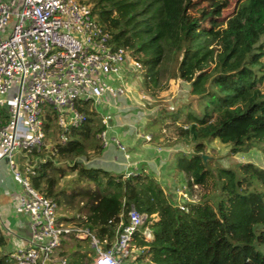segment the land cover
I'll return each mask as SVG.
<instances>
[{
    "label": "trees",
    "instance_id": "1",
    "mask_svg": "<svg viewBox=\"0 0 264 264\" xmlns=\"http://www.w3.org/2000/svg\"><path fill=\"white\" fill-rule=\"evenodd\" d=\"M93 3V14L110 34L112 47L128 48L142 64L149 91L160 88L170 60L175 70L169 78L190 85L191 103L160 115L163 123L170 122L166 127L176 126L177 139L191 138L196 145L193 153L178 156L177 170L189 178L191 187H204L213 179L219 195L185 201L182 210L150 174H116L76 160L69 169L85 186L87 198L86 217L79 220V226L106 241L104 250L110 251L128 225L129 210L135 207L146 216L142 232L149 228L153 234L151 241L142 232L135 235L137 246L143 249L138 258L141 264H264V168L240 163L213 170L204 160L210 140L230 145L234 155L257 147L264 155V74L258 76L255 71L259 68L264 73V0H246L215 30L202 29L209 18L205 11H200L201 19L190 14L192 0ZM90 104L78 106L86 113V122L70 129L65 143L59 140L57 153L47 155L32 177L33 187L58 207L67 199L65 190L57 189L65 173L58 163L90 160L103 153L99 135L106 126ZM194 107L199 108V115ZM55 118L48 113L46 133ZM7 245L0 227V264H15L4 252ZM95 255L89 249L74 264H91Z\"/></svg>",
    "mask_w": 264,
    "mask_h": 264
},
{
    "label": "built area",
    "instance_id": "2",
    "mask_svg": "<svg viewBox=\"0 0 264 264\" xmlns=\"http://www.w3.org/2000/svg\"><path fill=\"white\" fill-rule=\"evenodd\" d=\"M93 7V0H0V108L8 111V120L0 126V160L7 161L22 186L16 212L29 215L31 229L26 246L10 254L15 264H48L63 237L70 234L92 240L98 251L93 264H123L122 257L131 254L135 235L146 221L132 207L116 244L104 251L88 229L61 221L58 204L32 185V177L45 161L37 154L46 148L48 113L55 115L60 143H65L66 133L87 120L78 109L80 104L126 95L129 67L144 71L128 48L112 47ZM111 120L112 115L102 116L106 130L99 135L101 145L107 149L112 143L125 152L119 139L108 137ZM56 153L54 147L52 155ZM180 208L185 209L181 204ZM142 235L152 240L149 228Z\"/></svg>",
    "mask_w": 264,
    "mask_h": 264
},
{
    "label": "crops",
    "instance_id": "3",
    "mask_svg": "<svg viewBox=\"0 0 264 264\" xmlns=\"http://www.w3.org/2000/svg\"><path fill=\"white\" fill-rule=\"evenodd\" d=\"M127 79V77H126ZM128 96L112 99L106 97L102 103L103 115H112L108 137L117 138L126 148L121 151L116 145L110 144L107 149H103L101 162H104L103 169L116 174L128 175L129 173L145 172L152 175L165 189L169 185H174L175 177L185 176L176 168V160L179 155L192 153L187 148L184 140L177 139L170 142L165 140L166 124L163 123L160 115L161 110L154 111L151 117L147 115L135 114L133 105L129 104ZM162 129V130H161ZM152 140L148 141L146 137ZM127 155L129 158H127ZM22 191L21 184L14 179L7 161L0 160V227L7 238L8 245L4 249L6 254H11L23 249L26 240L31 237L30 217L28 214L16 212L17 195ZM66 219L60 220L71 226H79V220H83L86 215L82 213H71ZM79 215V217H77ZM123 217L121 216V219ZM123 222V219H122ZM82 228V227H81ZM151 231V230H150ZM152 234V231H151ZM118 236L113 246L116 244ZM99 240V239H98ZM153 240V234H152ZM151 241V240H147ZM100 248L104 250L106 241H100ZM134 249L127 257H122L123 264H141L138 261L143 249L134 242ZM89 249L95 251L92 256L93 264L98 255L92 240L86 236L76 238L74 234L64 236L61 246L56 250L53 259L48 264H62L66 260L67 264L76 262L80 254L88 252ZM105 251V250H104ZM91 256V254H89ZM120 257V256H119Z\"/></svg>",
    "mask_w": 264,
    "mask_h": 264
},
{
    "label": "rangeland",
    "instance_id": "4",
    "mask_svg": "<svg viewBox=\"0 0 264 264\" xmlns=\"http://www.w3.org/2000/svg\"><path fill=\"white\" fill-rule=\"evenodd\" d=\"M18 1L21 2V0ZM245 1L246 0H192L193 7L190 9V14L201 19L202 15L200 11H205L209 15V18L203 22L202 29L215 30L219 24H224L229 18L233 17L237 13L241 4ZM262 42H264V38ZM174 70L175 64L171 60L168 61L166 64V70L162 76L160 88L155 91H149L144 85L145 71H132V68L129 67V73L127 74L126 79L128 93L125 96H128L130 99L129 104L133 105L135 114L151 117V115H154L157 110H161L163 117H165L167 116L166 111H173L174 109L178 110L181 107L188 105L189 102L191 103L190 85L180 79L169 78ZM255 71L258 76L264 74L263 72H260L259 68H256ZM262 88L264 89V84ZM90 107L92 110H97L98 112L104 111V108L100 103L96 104L92 102ZM193 109L195 111L194 113L199 115V108L196 109L194 107ZM153 111L154 114H152ZM7 112V107L0 108V118H2V120L0 119L1 123L8 120ZM168 123L170 124V122ZM54 124L50 133H47L45 142L46 148L41 156H38L39 159L45 160L47 155H51L52 150L60 140L59 129L56 127V124ZM166 128V132H164L163 135L165 140L170 143L175 140L176 126L172 124ZM184 142L189 151L193 153L196 147L194 141L191 138H186ZM206 146V162L209 163L213 170H217L218 168H234L240 163H253L264 168V155L261 148L257 147L247 153L242 152L234 155L231 153V146L225 145L219 140L207 141ZM102 155L103 153L100 156L92 155L90 160L86 158H74L71 161L67 160L58 163L65 173L57 185V189L65 190L67 198L66 200L63 199L62 205L58 208L59 217L66 219L68 215H72L71 213H86L84 205L87 203V198L84 196L83 190L85 186H82V183H78L76 174L69 169V166H72L74 161L79 160L80 163L86 167L103 169L104 162H101L100 159ZM172 176L175 177V179H173L175 181L174 185H169L168 188L165 187V191L172 200L181 205H184L185 201L198 202L207 197L214 199L219 195L217 188L214 187L213 179L209 180V183L204 187H191L187 176L180 177L176 174H172ZM91 188L95 190V186H92ZM82 202L84 205L81 204ZM92 252L95 254V251L92 250Z\"/></svg>",
    "mask_w": 264,
    "mask_h": 264
},
{
    "label": "water",
    "instance_id": "5",
    "mask_svg": "<svg viewBox=\"0 0 264 264\" xmlns=\"http://www.w3.org/2000/svg\"><path fill=\"white\" fill-rule=\"evenodd\" d=\"M206 159H207V156H204V160L206 161Z\"/></svg>",
    "mask_w": 264,
    "mask_h": 264
}]
</instances>
